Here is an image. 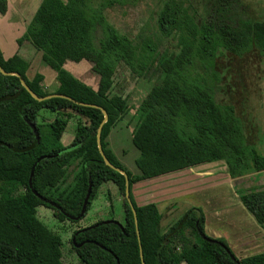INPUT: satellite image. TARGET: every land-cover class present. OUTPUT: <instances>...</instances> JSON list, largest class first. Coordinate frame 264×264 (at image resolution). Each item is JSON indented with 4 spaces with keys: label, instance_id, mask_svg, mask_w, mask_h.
<instances>
[{
    "label": "trees",
    "instance_id": "obj_1",
    "mask_svg": "<svg viewBox=\"0 0 264 264\" xmlns=\"http://www.w3.org/2000/svg\"><path fill=\"white\" fill-rule=\"evenodd\" d=\"M137 1L42 0L17 39L18 45L29 41L58 71L56 93L79 103L59 96L39 101L18 75L0 71V264H64L63 239L38 217V206L51 208L60 221L79 220L41 200L32 188L76 216L87 193L88 172L93 188L86 213L100 185L112 181L123 196L124 230L102 220L86 230L75 229L72 237L83 244L76 247L72 237L71 243L81 264H118L117 259L119 264H143L141 249L145 264H264V251L238 257L225 237L208 235L201 206L187 207L163 228L158 204H140L133 194L140 181L224 161L236 193L264 230V155L247 140L234 106L218 101L214 83L219 80L214 70L219 56L257 50L264 57V19L252 18L243 0H210L202 6L194 0H163L155 16L156 31L132 37L120 32L106 13ZM7 10L8 0H0V13ZM169 37L176 39V49L160 61L157 80L137 110L134 172L107 142L112 126L130 108L129 97L113 90L116 69L123 63L133 77L144 76ZM67 60L89 61L99 76L97 86L76 77L65 67ZM0 65L19 73L38 96L50 94L41 84V73L27 75L30 62L18 52L5 57L0 47ZM101 107L108 114L101 131L103 151L129 178L140 239L125 197L126 177L106 164L98 147ZM44 108L55 114L40 119ZM73 116L78 118L74 140L65 146L61 137ZM29 122L36 125L39 139ZM249 174L258 176V184L243 186Z\"/></svg>",
    "mask_w": 264,
    "mask_h": 264
},
{
    "label": "rangeland",
    "instance_id": "obj_2",
    "mask_svg": "<svg viewBox=\"0 0 264 264\" xmlns=\"http://www.w3.org/2000/svg\"><path fill=\"white\" fill-rule=\"evenodd\" d=\"M162 1L163 0H139L134 4L108 8L106 14L108 20L122 33L137 37L140 32L145 31L151 36V34L156 31L155 16ZM208 1L210 0H194V3L198 6H202ZM243 2L249 6L252 18L264 19V0H243ZM12 31V28L0 24V40L6 37L9 39L11 36L10 32ZM176 46V39L174 37L163 39L159 51L155 54L145 75L142 77H133L123 63L118 64L114 77L113 90L114 92L129 97L130 108L125 119H130L131 129L134 123L138 122L137 110L141 100L157 80L160 70V61L171 54L176 49ZM26 51L28 55L32 53V55H34V52H36L33 48H27ZM69 69L82 81L93 87L97 86L99 76L92 71L89 61L72 62V64H69ZM214 70L219 74V80H214V83L217 84L218 101L221 104H230L234 106L236 114L243 125L247 140L259 153L264 155V57L257 50H252L242 56L225 53L215 60ZM54 114L55 113L50 109L44 108L40 111L39 118L42 119L44 116L46 118H51ZM77 119V116H73L69 120L67 130L76 128ZM121 133H123V131H121L120 134ZM123 141L124 137L122 136L119 143L120 147L118 148L120 150L126 148L125 150H127L129 146L125 145L129 140L126 142ZM128 150V157H125V159L128 160L127 163L130 167L128 165L127 167L135 171L137 170L135 160L138 157V150L136 147H131V150L130 148ZM252 175L253 174H249L245 176L244 179L247 180H245V183L240 182V184L244 183L243 186L258 184V176ZM261 176L264 177V174ZM228 179L230 180L232 178L227 173L225 162L214 161L186 169L183 174L164 176L160 180L150 181L151 183H147L141 187V197H137L138 200L136 196L135 198L139 203L145 204L148 203L151 198H155V195L163 197V199L160 200L163 203L161 206V211L163 213V228L178 218L187 207L191 205L201 206L206 213L205 230H209L211 220L214 227L217 226L218 229L225 232V238L229 243H233L232 246L234 249H232L233 251L235 250L234 252L239 257L264 251V235L261 234V230L258 236L255 238L250 237L249 241L246 240L248 243L237 244L238 246L235 244L237 243L236 241L241 240V235L238 233H242L244 236V230H242L243 226H248L249 236L250 234L256 235V232L248 225L253 221L252 218L243 214L242 211L233 208L236 202L232 200V197L239 196L235 189L233 190L231 186L227 189L220 186L223 180L226 181ZM172 181L177 184L184 182V187L182 186L183 188H180L179 191L181 190V192L185 193L187 190H190L191 192H189L191 195L190 193L185 195L181 194L179 201H173V198L165 197L170 192V190L167 189L173 188L174 192L175 189H177V184H172L169 188L165 185L163 188H158L157 186L163 182L168 185L167 183H173ZM186 181L190 183L187 184ZM161 190H164V192L161 193ZM122 203L123 196L121 194L120 202L115 203L116 207L113 205L109 206L110 210H117L116 212L119 214L120 218H122ZM222 208L229 209V215L226 216L227 218H222L225 217L224 213H226L225 211H221ZM216 211L218 214H216ZM37 215L50 229L60 234L62 237L63 263L81 264L71 243L73 231L83 226H89L93 224L92 222L100 218L94 217V213L92 212L76 222H71L70 220L60 221L55 217L53 210L45 205L38 206ZM239 243H242V241Z\"/></svg>",
    "mask_w": 264,
    "mask_h": 264
},
{
    "label": "crops",
    "instance_id": "obj_3",
    "mask_svg": "<svg viewBox=\"0 0 264 264\" xmlns=\"http://www.w3.org/2000/svg\"><path fill=\"white\" fill-rule=\"evenodd\" d=\"M41 2H42V0H8L7 12L5 14L0 13V24H4L5 26L12 28L13 31L10 32L11 36L9 39H7V37H6V38H3V40H0V47H1V50H2L5 57H9V56L13 55L14 53L18 52L20 55H22L24 58H26L30 62V66L27 70V75L30 78H32V77H34V75L36 73H41L44 77L43 80L41 81V84H42L44 90L51 94V93H56L58 88H59V85H60L59 80H58V71L53 69L52 67H50L48 64H46L43 61L42 52L37 50L35 47H33L29 41L25 40L24 43L21 45H18V43H17V39L19 37H21L23 35V33L25 32L27 25L29 24L31 18L33 17L35 11L37 10V8L39 7ZM27 48H33V50H36V52H34V55H32L33 53L30 55L26 54ZM83 61H87V60H81L79 62H83ZM72 62L78 63L76 61L67 60L65 63V67L68 70H70L69 64H72ZM70 71L77 77V75L72 70H70ZM98 80H99V77H98ZM128 111H127V113H128ZM126 114H124L116 122V124L114 126H112L111 131L107 137V142H108V147L110 149H112V151L115 153V155L118 157V159L130 167V165L127 163L128 160H126L125 157H128L127 156V154L129 153L128 149L130 148V150H131V147L132 148L135 147V146H133L134 144L132 145V143H133L132 138H133V132H134L138 122L137 123L135 122L132 129H131L130 119H128V120L125 119ZM121 131H123V133L120 134ZM74 132H75V128L72 130H67V128H66V130L62 134L61 141L65 146H68L73 142ZM122 136L124 137L123 142H126L129 140L127 142V144L125 145V146H129V148L127 150H125L126 148H122L121 150L118 148V147H120L119 143H120V139ZM138 155H139V151H138ZM187 169H190V168H187ZM185 170L186 169H183L180 171H175V172L168 173L165 175H160L158 177H155V179L150 178V179L140 181V182L134 184L133 194L137 198L141 195V191H142L141 187L143 185H145L147 183H151L150 181H153V180H160L164 176L183 174V172ZM134 172H137V170H135ZM174 181H172L173 183H171V182L167 183L168 185H166L164 182L160 183V184H158L157 187L163 188L165 185L166 187L169 188L172 184H177ZM186 182H187V184L190 183L188 181H186ZM183 183L184 182H182V183L180 182L179 184H177V187H176L177 189H175L174 192H173V190H174L173 188L167 189V190H170V192L165 197H168L171 199L173 198V201H176V200L179 201V198H181V194L185 195V194L190 193L191 192L190 190H187L185 193L181 192V190L179 191L180 188L184 187ZM233 185H234L233 180L228 179L226 181L223 180V183L220 186H223L224 189H227V188H229V186H231L232 189L234 190ZM171 190H172V192H171ZM160 192L162 193V192H164V190H161ZM190 195H191V193H190ZM155 196L156 197L151 198L149 202H152V201L156 202L158 204L160 211H161V206L163 205V203L160 200L163 199V197H159L160 195L159 196L155 195ZM120 200H121V192H120L118 186L112 181L104 182L100 185L98 192L96 194V197L93 200L92 206L89 209V212L87 215H89L90 213L93 212L94 213L93 216L98 218V219L100 218L99 220L112 219L114 217V219H118L121 221L124 218L123 203H122V208H121L122 218H120L119 214H117V212H116L117 210L114 211L115 209L110 210V208H109L110 205H113L114 207H116L115 203L120 202ZM137 200H138V198H137ZM232 200L234 202H236V205L233 208L237 209L238 211L239 210L242 211L243 214H246L252 218L253 221L250 222L248 225L251 226L252 227L251 229L256 232V235L250 234V236H249L248 226H243L242 230H244L243 231L244 236L242 235V233H238L241 235L240 241H242V243H239L240 241L235 240L237 242L235 244L239 245V244H243V243L244 244L248 243L247 241L250 240V237L255 238L256 236L259 235L260 230H261V234L264 235V230L258 225V223L255 221V219L246 210V208L243 205L240 197L239 196H236L234 198L232 197ZM140 204H144V203H140ZM228 210H229L228 208H226V209L222 208L221 211L226 212V213H224L225 217H222V218H227L226 216L229 215ZM119 211L120 210L118 209V212ZM216 214H218L217 211H216ZM99 220L94 221L92 223L94 224V223L98 222ZM212 220H214V219H212ZM215 220H216V218H215ZM205 226H206V222H205ZM206 233L213 236V237H220V236L225 237L224 236L225 232L218 229L217 226L214 227L211 220H210L209 230L206 231ZM232 238H234V237H232ZM229 244L231 247H233L232 246L233 243L230 242Z\"/></svg>",
    "mask_w": 264,
    "mask_h": 264
},
{
    "label": "water",
    "instance_id": "obj_4",
    "mask_svg": "<svg viewBox=\"0 0 264 264\" xmlns=\"http://www.w3.org/2000/svg\"><path fill=\"white\" fill-rule=\"evenodd\" d=\"M0 71H1L2 73L6 74V75H7V74H15V75H18V76L20 77V79H21V83H22V85H23V86H24V87H25V88L31 93V95H32L35 99H37V100H39V101H42V100H44V99H47V98H50V97H53V96H59V97H63V98H67V99H70V100H72V101H75V100H74L73 98H71L70 96H67V95H64V94H59V93H51V94H48V95H46V96H44V97H40V96H38V95H37V94H36V93L30 88V86H29V85L27 84V82H26V81L20 76L19 73H17V72H14V73L7 72V71H5V70L1 67V65H0ZM75 102H76V103H79L78 101H75ZM83 104H84V103H83ZM93 106H97V105H93ZM101 109H102V111H103V113H104V120H103L102 123L100 124V126H99V128H98V132H97L98 147H99V150H100V152H101V154H102V156H103V158H104L106 164L109 165L110 167L116 169L117 171L123 173V174L125 175V177H126V190H125V197H126L127 201L129 202V204L131 205L133 211H134V214H135V221H136V226H137V233H138V236H139V239H140V233H139V229H138V221H137V217H136V211H135V208H134V204H133V202H132V199H131V197H130L129 178H128V176H127V174H126L125 171H123L122 169H120V168L114 166V165L108 160V158L106 157V155L104 154V151H103V147H102V143H101V131H102V127H103L104 123L107 121L108 114H107V112H106L102 107H101ZM29 124H30L31 127L33 128L36 137L39 139L40 136H39V132H38V130H37V128H36V125H35L34 123H32V122H29ZM61 152H63V151H60V152L55 153V154H52V155H50V157L57 156V155L60 154ZM32 176H33V171H32V173H31V177H30V182H29L30 186H32ZM88 180H89V181H88V182H89V183H88V189H87V193H86V196H85V199H84L83 205H82V209H81V212L79 213V215H76V216L71 215V214H69L68 212L64 211L63 208H62L58 203H56L55 201H53V200H51V199H48V198L44 197V196L41 195L38 191H36L34 188H32V190H33V192H34V193H35V194H36L41 200H43L44 202L50 204L51 206H53V207L59 209V210L62 211V212L68 217V218L73 219V220H80V219L85 215V213H86V211H87L88 202H89V199H90V196H91V192H92V188H93V181H92V178H91V174H90V172H88ZM251 216H252V215H251ZM252 217H253V216H252ZM101 222H102V223H114V224H117L122 230H124V226H123L122 222H121L120 220H118V219H114V218H112V219H106V220H102ZM95 225H97V223L92 224V225H89V226L85 227V228L82 229V230H86L87 228H91V227H93V226H95ZM213 238H215V237H213ZM72 242H73V244H74L76 247H80V246L83 244V242H81V243H77V242H76V236H73V237H72ZM141 257H142V261H143L142 263L145 264V262H144V258H143V252H142V249H141ZM117 261H118V264H119V260H118V259H117Z\"/></svg>",
    "mask_w": 264,
    "mask_h": 264
},
{
    "label": "flooded vegetation",
    "instance_id": "obj_5",
    "mask_svg": "<svg viewBox=\"0 0 264 264\" xmlns=\"http://www.w3.org/2000/svg\"><path fill=\"white\" fill-rule=\"evenodd\" d=\"M128 101H129V99H128ZM221 237V236H220ZM230 245V244H229ZM231 248H233V247H231ZM234 249V248H233ZM235 251V250H234ZM237 255V254H236ZM238 256V255H237ZM239 257V256H238Z\"/></svg>",
    "mask_w": 264,
    "mask_h": 264
}]
</instances>
